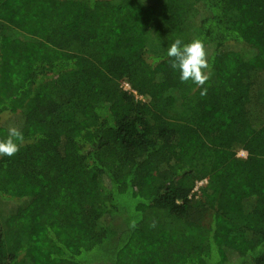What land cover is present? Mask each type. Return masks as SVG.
Wrapping results in <instances>:
<instances>
[{"label": "trees", "instance_id": "obj_1", "mask_svg": "<svg viewBox=\"0 0 264 264\" xmlns=\"http://www.w3.org/2000/svg\"><path fill=\"white\" fill-rule=\"evenodd\" d=\"M10 126L0 264H264V0H0Z\"/></svg>", "mask_w": 264, "mask_h": 264}, {"label": "clouds", "instance_id": "obj_2", "mask_svg": "<svg viewBox=\"0 0 264 264\" xmlns=\"http://www.w3.org/2000/svg\"><path fill=\"white\" fill-rule=\"evenodd\" d=\"M169 67L179 72L181 83L192 81L197 88L201 89L203 97L207 93L204 87L210 78V65L208 63V52L204 42L199 38H193L185 43L181 38H176L167 48ZM24 142L22 131L10 126L7 129V136L0 139V157H12L18 153Z\"/></svg>", "mask_w": 264, "mask_h": 264}, {"label": "built area", "instance_id": "obj_3", "mask_svg": "<svg viewBox=\"0 0 264 264\" xmlns=\"http://www.w3.org/2000/svg\"><path fill=\"white\" fill-rule=\"evenodd\" d=\"M123 88H124V90H126V91L132 93L136 98H139L137 92L131 87V85H130L128 82H125V83L123 84ZM197 187H198V185H197ZM196 189H197V188H196Z\"/></svg>", "mask_w": 264, "mask_h": 264}, {"label": "rangeland", "instance_id": "obj_4", "mask_svg": "<svg viewBox=\"0 0 264 264\" xmlns=\"http://www.w3.org/2000/svg\"><path fill=\"white\" fill-rule=\"evenodd\" d=\"M140 99H142V98H140ZM10 117H11V115H4V116L2 117V122L5 121V120H7V119H9ZM245 155H246V154H245V152H243V151H240V152L238 153V156H239V157H242V158L245 157ZM202 184H203V183H198L197 185H198V187H199V186H201Z\"/></svg>", "mask_w": 264, "mask_h": 264}]
</instances>
